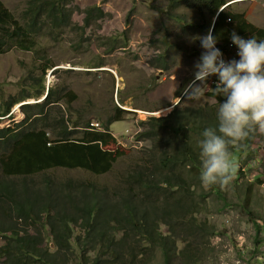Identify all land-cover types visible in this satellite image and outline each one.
<instances>
[{
    "label": "trees",
    "instance_id": "1",
    "mask_svg": "<svg viewBox=\"0 0 264 264\" xmlns=\"http://www.w3.org/2000/svg\"><path fill=\"white\" fill-rule=\"evenodd\" d=\"M228 2L181 0L176 6L192 11V20L187 14L178 16L171 10L170 14L188 22L185 26L197 32L206 34L211 30L217 37L215 47L237 59L238 49L231 43L230 33L235 31L244 39L258 40L264 38V30L232 11ZM68 3L61 0L52 6L44 0L39 8L29 6L25 12L28 22L20 24L0 2V52L31 51L46 61L44 72L53 68L37 36L52 35L51 31L66 20L61 8ZM83 14L87 22L93 16L101 22L107 18L108 11L95 5ZM131 14L132 11L127 20ZM43 17L49 21L47 29L41 22ZM228 17L229 22H221ZM117 44L114 41L113 50ZM44 91L42 82L38 92L42 95ZM45 95L46 101L42 103L21 105L24 118L19 122L13 120L11 109L31 96L13 97L9 102H15H8L6 110L0 111V120L3 117L12 120L8 127L0 128V207L7 209L0 212V264H117V250L123 252L128 248H135L141 255L148 253L145 257L148 262L160 255L163 264H195L202 247L217 234L212 225L199 218L208 211L199 204V194H195L201 184L198 142L204 129L217 124L214 107L210 113L209 107L180 109L182 97L165 116L153 115L140 122L142 129L137 138L147 141L149 146L141 149V158L128 171L126 188L85 185L80 190L70 182L56 184L52 180L44 188H34L27 179L57 169L61 164L81 162L85 171L104 175L113 169L120 156L119 152L105 150L111 140L109 133L92 131L89 120L72 121V102L66 97L74 94L66 89L47 88ZM211 95L218 103L224 100ZM123 113L117 108L116 114L104 123L112 125ZM258 136L256 130L239 145L230 147L232 165L242 161L239 160L242 154L254 153L252 147ZM235 172L245 177L242 171ZM15 179H21V183L15 184ZM229 186L238 191L237 181L232 179ZM254 186L255 183H248L246 187ZM212 191L217 197L223 196L222 187L218 190L214 185ZM66 204L70 211L59 209L53 213V209ZM13 218L19 226L7 228L6 224ZM40 223L50 233L54 249L46 243L48 237L38 227ZM162 225L167 226L168 234L163 233ZM74 228L79 234L75 235ZM254 241L259 244L258 240ZM111 252H114L112 263L108 260ZM123 264L144 263L133 256Z\"/></svg>",
    "mask_w": 264,
    "mask_h": 264
},
{
    "label": "rangeland",
    "instance_id": "2",
    "mask_svg": "<svg viewBox=\"0 0 264 264\" xmlns=\"http://www.w3.org/2000/svg\"><path fill=\"white\" fill-rule=\"evenodd\" d=\"M43 1L0 0L20 24L28 22L25 12L29 6L39 8ZM47 1L52 5L61 0ZM67 1L69 3L61 8L66 20L51 31V36H37L47 58L54 64L53 68L44 72L46 61L31 51L11 49L0 52V111L6 110L13 97L31 96L18 101L11 109L16 123L24 118L21 105L46 101L47 88L70 91L74 95L66 98L72 102V121L89 120L92 131L109 133L111 140L105 150L119 152L120 156L113 169L104 175L89 173L81 162H76L61 164L57 169L37 174L27 181L34 188H44L48 180L56 184L70 182L80 190L85 185L126 188L128 171L141 158V149L149 146L143 139L137 142V133L142 129L140 122L153 115L165 116L174 108L172 104H178L182 97L180 109L209 107L210 113V108L214 107V113H217L220 102L211 95L215 94L213 88L217 77H209L199 100H188L184 95L186 85L193 79L194 64L204 51L200 40L194 38L205 34L185 26L189 23L170 14V10L178 16L187 14L192 20V11L176 6L181 0ZM228 4L251 25L264 30V0H229ZM95 5L108 11L107 18L86 27L83 12ZM130 11L132 14L127 20ZM41 22L47 29L49 21L43 17ZM114 41L118 44L113 50ZM222 55L226 62L233 59L230 53ZM42 82L46 91L41 95L38 91H41ZM117 108L125 112L121 118L112 125L104 123L116 114ZM1 119L0 128L8 127L12 122L7 117ZM257 131L259 136L252 147L256 152L244 153L239 159L251 161L257 158V164L250 167L247 177L232 172L233 181L239 184L238 191L227 186L222 188L223 196L217 197L212 191L214 185L205 187L202 183L195 190L196 196L199 194V204L208 211L199 218L206 220L217 232L210 243L202 247L195 264H264V132ZM14 183L20 184L21 179H15ZM248 183H255L254 188H247ZM217 187L220 190V186ZM59 209L71 210L66 204L52 211L55 214ZM6 210L0 207L1 213ZM17 222L13 218L6 226L18 227L20 223ZM38 227L48 237L46 243L51 244L50 233L41 223ZM161 230L168 234L167 226L162 225ZM79 232L74 228L75 235ZM254 239L259 244H255ZM147 254H138L135 248L123 252L117 250V264H123L133 256L141 258L144 264H163L160 255L153 256V261L148 262L145 260ZM113 256L114 252H111L108 259L111 263Z\"/></svg>",
    "mask_w": 264,
    "mask_h": 264
},
{
    "label": "clouds",
    "instance_id": "3",
    "mask_svg": "<svg viewBox=\"0 0 264 264\" xmlns=\"http://www.w3.org/2000/svg\"><path fill=\"white\" fill-rule=\"evenodd\" d=\"M194 39L200 40L204 51L194 64L193 79L184 89L185 97L199 100L204 94V84L209 77L215 76L214 93L224 98L217 109L216 126L204 129L198 142L200 180L205 187L218 185L224 188L233 179L230 147L239 145L257 129L264 132V40L244 39L235 31L231 32L230 40L238 49L239 59L226 62L215 47L217 37L211 30ZM256 159L242 160L239 164L254 166ZM234 170L242 171L239 167ZM242 173L247 177V173Z\"/></svg>",
    "mask_w": 264,
    "mask_h": 264
},
{
    "label": "built area",
    "instance_id": "4",
    "mask_svg": "<svg viewBox=\"0 0 264 264\" xmlns=\"http://www.w3.org/2000/svg\"><path fill=\"white\" fill-rule=\"evenodd\" d=\"M230 21V18H226V19H223V20H221V22L222 23H225V22H229ZM222 58H224V56L222 55ZM254 164L256 165L257 164V159H256V161L254 162ZM233 167H234V169H236V168H240L242 171H244L245 173H248V174H250V171H251V169H250V163H240L239 164V162H237V163H235L234 165H233Z\"/></svg>",
    "mask_w": 264,
    "mask_h": 264
},
{
    "label": "bare ground",
    "instance_id": "5",
    "mask_svg": "<svg viewBox=\"0 0 264 264\" xmlns=\"http://www.w3.org/2000/svg\"><path fill=\"white\" fill-rule=\"evenodd\" d=\"M97 17L96 16H93L91 19H90V21L89 22H87V21H85V19L83 18V25H85L86 27L89 25H92V24H94V23H96L97 22ZM83 28V27H82ZM48 37V36H47ZM172 105H177L176 103H174V104H172ZM174 107V106H173Z\"/></svg>",
    "mask_w": 264,
    "mask_h": 264
},
{
    "label": "water",
    "instance_id": "6",
    "mask_svg": "<svg viewBox=\"0 0 264 264\" xmlns=\"http://www.w3.org/2000/svg\"><path fill=\"white\" fill-rule=\"evenodd\" d=\"M221 10H222V9H221ZM221 10H220V11H221ZM220 11H219V12H220ZM215 20H216V17H215L214 21H215ZM51 248H52V249L54 248V245H53V244H51Z\"/></svg>",
    "mask_w": 264,
    "mask_h": 264
}]
</instances>
